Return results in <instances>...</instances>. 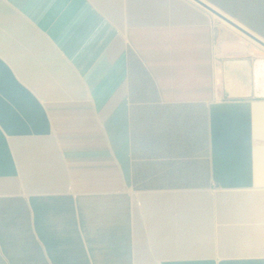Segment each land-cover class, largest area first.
I'll use <instances>...</instances> for the list:
<instances>
[{"label": "crops", "instance_id": "obj_1", "mask_svg": "<svg viewBox=\"0 0 264 264\" xmlns=\"http://www.w3.org/2000/svg\"><path fill=\"white\" fill-rule=\"evenodd\" d=\"M218 14L0 0V264H264V47Z\"/></svg>", "mask_w": 264, "mask_h": 264}, {"label": "water", "instance_id": "obj_2", "mask_svg": "<svg viewBox=\"0 0 264 264\" xmlns=\"http://www.w3.org/2000/svg\"><path fill=\"white\" fill-rule=\"evenodd\" d=\"M199 3H201L203 6H205L206 8H208L209 10H211L212 12L218 14L215 10H213L212 8H210L209 6H207L206 4H204L203 2H201L200 0H196ZM220 17H222L224 20H226L227 22L231 23L233 26H235L236 28H238L240 31H242L245 35H247L248 37H250L252 40H254L256 43L260 44L261 46L264 47V41L260 40L258 37L254 36L253 34H251L250 32L246 31L245 29H243L241 26H238L234 23H232L228 18L222 16L221 14H218Z\"/></svg>", "mask_w": 264, "mask_h": 264}, {"label": "rangeland", "instance_id": "obj_3", "mask_svg": "<svg viewBox=\"0 0 264 264\" xmlns=\"http://www.w3.org/2000/svg\"><path fill=\"white\" fill-rule=\"evenodd\" d=\"M258 44V43H257ZM258 46L262 47L260 44H258Z\"/></svg>", "mask_w": 264, "mask_h": 264}]
</instances>
